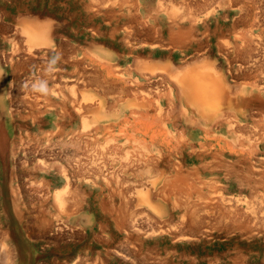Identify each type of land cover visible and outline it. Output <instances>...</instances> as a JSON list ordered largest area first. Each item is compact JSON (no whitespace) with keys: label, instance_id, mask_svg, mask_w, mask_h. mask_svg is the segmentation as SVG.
<instances>
[{"label":"rangeland","instance_id":"obj_1","mask_svg":"<svg viewBox=\"0 0 264 264\" xmlns=\"http://www.w3.org/2000/svg\"><path fill=\"white\" fill-rule=\"evenodd\" d=\"M90 1L0 0L7 86L0 99V264H264L263 109L236 88L233 55L214 35L224 24L255 26L264 19V0H99L95 10ZM262 19L251 32L264 44ZM24 29L40 31L44 49L26 52ZM168 31L189 41L178 45ZM257 41L252 47L263 50ZM261 49L253 53L264 61ZM58 53L68 56L59 60ZM211 71L232 89L233 105L224 112L234 124L222 126L216 107L205 115L182 100L168 77ZM40 74L55 79L48 86L55 104L75 98L79 105L62 118L55 105L38 120L28 117ZM135 149L159 153L154 169L123 167L128 155L137 160ZM57 193L66 196L62 207Z\"/></svg>","mask_w":264,"mask_h":264},{"label":"bare ground","instance_id":"obj_2","mask_svg":"<svg viewBox=\"0 0 264 264\" xmlns=\"http://www.w3.org/2000/svg\"><path fill=\"white\" fill-rule=\"evenodd\" d=\"M95 4H94V3ZM98 2V4L100 3V4H102L103 5V2L101 3V2H99V0L97 1H90V5H89V8H96V7H94L95 5H98V4H96ZM102 5H101V7H102ZM100 6V5H99ZM241 7V6H240ZM242 8V11L245 9V8H243V7H241ZM247 8V7H246ZM249 9V8H248ZM95 10V9H94ZM129 10V9H128ZM91 11H93V10H91ZM213 11V10H212ZM241 11V10H240ZM246 11V15L248 14L247 13V11L248 10H245ZM248 12H250V11H248ZM256 12V11H255ZM107 14V13H106ZM240 14H243V12H240ZM245 14V13H244ZM243 14V15H244ZM255 14V16H256V13H254ZM253 14V15H254ZM262 13H258V15H261ZM169 15V14H168ZM173 15H175V14H173L172 13V15L170 14L169 16H171V17H173ZM245 15V16H246ZM257 15V16H258ZM188 16V15H187ZM242 16V15H241ZM248 16H249V14H248ZM248 16H247V20H248ZM263 16V15H262ZM132 17V16H131ZM224 17V16H223ZM238 17V16H237ZM243 18H244V16H243ZM242 18V22L244 21V19ZM256 18V17H255ZM258 18H259V16H258ZM135 19V18H134ZM171 19V18H170ZM182 19V18H181ZM180 19V20H181ZM190 19V18H189ZM238 19V18H237ZM262 18H260L259 19V22H260V20H261ZM191 20V19H190ZM193 20V19H192ZM246 20V19H245ZM246 20V21H247ZM264 19H262V21H263ZM234 22V21H233ZM241 22V24L243 25L244 23H242ZM259 22H256L255 23V26H254V22H252L250 25H249V27L248 28H250V29H247V30H241V28H240V30H238V29H236V27H234L236 24H234L233 25V27H225V24L224 25H222V26H219V27H216V29H215V31H214V35H215V37L216 38H218V40H220V42L222 43L221 45L223 46V47H226L227 46V52H229L228 53V55L229 56H231V55H233L232 57H230V59H231V63L233 62V63H236V66H234L233 68H231V72H232V78L234 79V81L236 82L235 84H236V88L238 89V90H240L241 91V93H242V96L244 97V99L246 100V101H249V105L250 104H253L254 106H257L259 109L260 108H262L263 110L261 111V114L264 116V67L262 66V63L264 62V61H262V59H261V61H259V58L257 57V56H255V53H253V50L254 51H256V55H257V49H261L262 47H259V48H257L256 49V47H252L254 44H256L257 45V43L256 42H258L257 40L259 39V42L260 43H262L261 41H263V39L260 41V37L257 39V38H255L256 36H258V35H253V33L251 32V28H253V27H256V26H258L257 25V23H259ZM174 24H175V26H176V24L177 23H175V22H173ZM236 23V22H235ZM247 23V22H246ZM245 23V24H246ZM173 24V25H174ZM192 24V23H191ZM244 24V25H245ZM259 24H261V23H259ZM263 24V23H262ZM247 26V25H246ZM264 26V25H263ZM259 27H261V26H259ZM169 28H171V27H169ZM172 28L174 29V27L172 26ZM180 28H182V27H179L177 30H179ZM232 28V29H231ZM172 29V30H173ZM236 29V30H235ZM253 29H255V28H253ZM44 30V29H43ZM169 30V29H168ZM181 30H183V29H181ZM180 30V31H181ZM21 31V30H20ZM48 31V30H47ZM192 31V30H191ZM40 31H38V30H33V29H24V32L22 33L25 37H26V39H25V46H24V48L26 49L25 51L26 52H28V51H30L31 53L33 52V53H35L34 51V49H36V51H38V48L40 49H44L43 47L45 46V45H47V41L45 42L44 40H41L42 38H44V37H41L40 39H38L39 37H40V33H39ZM169 32V34H171V40H172V37H173V39L175 40L174 42H176L178 45H185V44H187V41H189V40H187V38H186V35H183V33H184V31H181V32H183L182 34H180L181 32H179V35L177 34V33H174V31H173V33H172V31H171V33H170V31H168ZM186 32H187V30H186ZM185 32V33H186ZM42 33H44V32H42ZM46 33V32H45ZM189 33V32H188ZM231 34V35H230ZM45 35V34H44ZM47 35V34H46ZM45 35V36H46ZM228 35H230L231 37L234 35V37H232L233 39L232 40H230V39H228L227 38V36ZM21 36V35H20ZM62 36V35H61ZM188 36H190L189 34H188ZM255 36V37H254ZM47 37V36H46ZM22 38H24L23 36H22ZM169 38H170V36H169ZM195 38V37H194ZM44 39H46V38H44ZM189 39V38H188ZM42 41V42H45V44L44 45H42V44H40V43H38L39 41ZM24 41V40H23ZM40 41V42H41ZM172 42V41H171ZM17 43V42H16ZM14 44V46L15 45H17V44ZM65 43V42H64ZM175 43V44H176ZM233 44V47H232V50H229V48L228 47H230L229 45L230 44ZM259 44V43H258ZM41 45V46H40ZM200 45V44H199ZM256 45H254V46H256ZM261 45H263V47H264V44L262 43ZM18 47V46H17ZM17 47H15V49H17ZM59 47V46H58ZM23 48V49H24ZM68 48V47H67ZM256 50H255V49ZM13 49H14V47H13ZM13 49H12V51H13ZM14 49V50H15ZM34 50V51H33ZM69 50V49H68ZM264 50V49H263ZM263 50L261 49V51L260 52H263ZM258 52H259V50H258ZM259 52V53H260ZM9 53V52H8ZM23 53V52H22ZM29 53V52H28ZM72 53V52H71ZM7 54V53H6ZM30 54V53H29ZM4 55V54H3ZM3 55H2V57H3ZM14 55V54H13ZM23 55H25V53L24 54H21V56H23ZM31 55H33V54H31ZM35 55V54H34ZM33 55V56H34ZM260 55H264V54H260ZM6 56V55H5ZM21 56H19V57H21ZM28 56V55H27ZM63 56H65V54L64 53H58V55H57V58L59 59V60H63V59H65V57L67 58V56H65L64 58H63ZM7 57H8V55H7ZM6 57V58H7ZM29 57V56H28ZM27 57V58H28ZM70 57V56H69ZM107 58H109V56L107 57ZM9 59V58H8ZM21 59V58H20ZM23 59V58H22ZM21 59V60H22ZM264 59V58H263ZM18 60V59H17ZM23 60H25V61H27L25 58L23 59ZM34 60V59H33ZM70 59H68V61H69ZM7 61V60H6ZM12 62V61H11ZM28 63H29V61H27ZM67 62V61H66ZM260 62H262L261 64H259ZM13 63V62H12ZM12 63H11V65H12ZM27 63V64H28ZM232 63V64H233ZM77 64H79V63H77ZM229 64V63H228ZM227 64V65H228ZM231 64V65H232ZM61 65V64H60ZM237 65H238V67H237ZM261 65V66H260ZM264 65V64H263ZM229 66V65H228ZM30 67V66H29ZM39 67V66H38ZM245 67H247V68H245ZM19 67H13V69H12V71L14 72V71H16L17 69H18ZM45 68V67H44ZM48 68H49V66H48ZM48 68H46V69H48ZM76 68V67H75ZM26 69V68H25ZM40 69V68H39ZM45 69V70H46ZM57 70V69H56ZM55 70V71H56ZM41 71V70H40ZM44 71V70H43ZM43 71H41V72H43ZM51 71H52V68H51V70H49L48 72H50L51 73ZM230 70H228V72H229ZM46 72V71H45ZM214 72V71H213ZM212 71L211 72H209V73H204V72H198V73H193V74H184V75H180V74H178V75H169L168 74V77L169 76H171V77H169V79L171 78V81L177 86V90L179 91L178 92V94L180 95V98L182 99V100H186V101H189L193 106L195 105L196 107H198V108H201V110L200 111H202V113H204L205 115L206 114H208L209 112H208V110L209 109H213V107H216V109L219 111V113H222V111L224 112V110H227L228 108H230L232 105H233V100L232 99H230L229 98V94H230V92H231V87H229L228 85H227V83L224 81L226 78L224 77V75L223 74H221V76L222 77H220V76H218L217 78H215L214 76V73H213ZM36 73H37V71H36ZM44 73V72H43ZM42 73V74H43ZM46 74H47V72H46ZM45 74V75H46ZM25 75V74H24ZM47 75H49V74H47ZM44 76V77H42V75L40 74L39 76V78H38V80H36V82H33L34 84H36L38 81H44V82H46V85H47V92H39V95H37V96H35V98H34V100L33 101H29L30 102V105H27V106H30V112H28V117H30L31 119H33V120H38V119H40V116L43 114V113H45V112H48V108L47 109H45L46 107H49V108H51L50 106H56L55 107V114L57 115L58 114V112H59V116H60V118H62V117H64V112H69L70 110L69 109H74V107L75 106H77V105H79L78 104V102H77V99H75L74 98V100H71L70 101V103L69 102H67V101H63L62 102V104L59 102V105L56 103L55 104V101H54V99H55V97L53 98V94H52V92L49 90V89H51V87H48L49 86V84H50V79H54V78H51L50 76V78L48 77V76ZM55 75H56V73H54V76L53 77H55ZM84 76V75H83ZM31 77H33V76H31ZM30 77V78H31ZM37 77V76H36ZM42 77V78H41ZM24 78V77H23ZM27 78H29V77H27ZM59 78V77H58ZM35 79V78H34ZM60 80L62 79L61 77L59 78ZM63 80V79H62ZM213 80V81H212ZM54 81H55V79H54ZM53 81V82H54ZM77 81V80H76ZM31 82V81H30ZM52 82V83H53ZM56 82V81H55ZM58 82V81H57ZM69 83V82H68ZM54 84V83H53ZM60 84V83H59ZM65 84V83H64ZM71 84V83H70ZM24 85V84H23ZM56 85V84H55ZM58 85V84H57ZM56 85V88L58 89V87L59 88H61L60 86H57ZM175 85L173 86V87H175ZM68 86V85H67ZM67 86H66V88H67ZM172 86V85H171ZM70 87V86H69ZM29 88V87H28ZM53 88V87H52ZM73 88V87H72ZM6 89H7V86H6V84H5V82H4V79L2 78L1 79V76H0V99H2V96L4 95V93H5V91H6ZM19 89V88H18ZM69 89V88H68ZM175 89V90H176ZM25 90H26V88H25ZM70 90V89H69ZM170 90V89H169ZM176 90V91H177ZM213 90V91H212ZM22 92V91H21ZM27 92H29V91H27ZM60 92V91H59ZM69 92V91H68ZM72 93V92H71ZM75 93V92H74ZM217 94V96L216 97H214V98H212V96L214 95V94ZM35 94V93H34ZM60 94H62V93H60ZM31 95V94H30ZM33 95V94H32ZM54 95H57L55 92H54ZM70 95V94H69ZM74 95V94H73ZM65 96V95H64ZM23 97V96H22ZM21 97V98H22ZM25 97H27V95L25 96ZM74 97V96H73ZM72 97V98H73ZM216 98V99H215ZM215 99V100H214ZM93 103V102H92ZM91 103V104H92ZM29 104V103H28ZM95 104V103H94ZM99 104V105H98ZM101 104H102V102H101ZM100 102L99 103H97V105L100 107ZM142 104H143V102H142ZM141 104V105H142ZM144 104H146V103H144ZM61 105V106H60ZM68 105H70V107L68 108ZM87 105V104H86ZM93 105V104H92ZM128 105V103H126L125 104V106H127ZM173 105V104H172ZM176 106H177V104H175ZM15 106V105H14ZM57 106H59V108H61V110H57L56 108H57ZM104 106V105H103ZM99 107H95V108H98L99 110H101ZM147 107V106H146ZM93 108V107H92ZM75 109H78L77 107L75 108ZM98 109H96V110H98ZM158 109V108H157ZM160 109V108H159ZM158 109V110H159ZM162 109V108H161ZM174 110H173V112L175 111V110H177V108L175 107V108H173ZM95 110V111H96ZM98 110V111H99ZM49 111H52L51 109L49 110ZM168 111H171V110H168ZM168 111H167V113H168ZM29 113H30V116H29ZM60 113H61V115H60ZM98 113H101V112H98ZM144 113V112H143ZM143 113H140V114H143ZM146 113V112H145ZM157 113V112H156ZM171 113H172V111H171ZM25 114V113H24ZM134 114V113H133ZM170 114V112L168 113V115ZM26 115V114H25ZM26 116V117H27ZM145 116H146V114H145ZM221 116V115H220ZM223 116H224V118L225 119H222V120H220V124L222 125V126H224V125H226L227 124V126L228 125H230V124H234V122H232V123H230V121H229V119H231V118H229V116H230V114H226L225 112H224V114H223ZM222 116V117H223ZM27 117V118H28ZM166 117V116H165ZM24 118V117H23ZM26 118V119H27ZM155 118V117H154ZM153 118V119H154ZM163 118H164V116H163ZM167 118V117H166ZM136 119V118H135ZM140 119V118H139ZM139 119H138V121H139ZM137 120V119H136ZM156 120V119H155ZM146 122L148 121V122H150V120H145ZM151 122H153V121H151ZM168 122V121H167ZM155 122H153V124H154ZM146 124V123H145ZM162 123H160V125H161ZM150 125H152V123H150ZM164 125V124H163ZM140 126V125H139ZM146 126H148L149 127V125H146ZM159 126V125H158ZM233 127V126H232ZM228 128V127H227ZM230 128H231V126H230ZM96 129V128H95ZM235 129V128H234ZM237 129V128H236ZM1 130V129H0ZM158 130V129H157ZM86 131V130H85ZM233 131V130H232ZM258 131V130H257ZM259 131H260V129H259ZM82 132V131H81ZM141 132V131H140ZM144 132H145V130H144ZM234 132H235V130H234ZM238 132V131H237ZM71 133V132H70ZM60 134H61V132L59 131V134H58V136H60ZM143 134V133H142ZM256 134V133H255ZM258 134V133H257ZM261 134V133H260ZM240 135V134H239ZM243 135V137H244V134H242ZM253 135V134H252ZM251 135V136H252ZM259 135V134H258ZM263 136H264V134H262ZM262 135L260 136V137H262ZM258 136V137H259ZM240 137V136H239ZM84 138V137H83ZM250 138V137H249ZM44 140H49V138L48 137H46V138H43ZM75 139V138H74ZM89 139H91V138H89ZM240 139H242V136H241V138ZM254 140L256 139V136L254 135V138H253ZM258 140V139H257ZM257 140H255V143L257 142ZM69 141V140H68ZM80 141V140H79ZM243 141V140H242ZM259 141V140H258ZM76 142H77V144L75 143V142H71V144L73 143H75V147H77V149H75L74 151H77L76 153L75 152H73V153H75V154H78V151H79V148L78 147H80V144L79 143H81V141L80 142H78V140L76 139ZM133 142V141H132ZM238 142H241L240 140L238 141ZM251 142H254L253 140L251 141ZM139 143V142H138ZM242 143V142H241ZM241 143H238L239 144V146H241L242 144ZM72 144V146L74 147V145ZM86 144V143H85ZM156 144L158 145V143L156 142ZM244 144H245V142H244ZM4 145V144H3ZM55 145V144H54ZM62 145V144H61ZM65 145V146H64ZM84 145V144H83ZM255 144L253 143L250 147H253ZM53 146V145H52ZM51 146V147H52ZM63 146L64 147H67L66 146V144H63ZM117 146L118 145H116V148H117ZM150 146H151V144H150ZM173 144L171 143V146H169V148L171 149V151L174 149L173 148ZM84 147V146H83ZM119 147V146H118ZM139 147V146H138ZM145 147H147L146 145L144 146V148ZM212 147V146H211ZM233 147V146H232ZM243 147L245 148L246 147V145L244 146L243 145ZM255 147V146H254ZM111 148V147H110ZM115 148V152H116V150H119V149H116ZM194 148V147H193ZM247 148V147H246ZM245 148V149H246ZM4 149V148H3ZM127 149V148H126ZM147 149V148H146ZM44 150V149H43ZM96 150V149H95ZM111 151L112 150H114L113 148H111L110 149ZM109 150V151H110ZM125 150V149H124ZM123 150V151H124ZM132 150V149H131ZM135 150H137L138 152H140L138 149H135ZM153 150H155V149H153ZM193 150V149H192ZM241 150V149H240ZM248 150V149H247ZM246 150V151H247ZM57 151V150H56ZM60 151V150H59ZM134 151V150H133ZM137 151L135 152V154L137 153ZM141 151H144L143 150V148H142V150ZM95 152V151H94ZM107 152V151H106ZM128 152H131V151H129L128 150ZM154 151H146V152H144V153H141L140 152V154L138 155V154H136V155H138V156H136L137 158V160H134L133 161V159L128 155V158H126V159H124V161L125 162H121L122 164H124L123 165V167L127 170V171H129L130 169L132 170V169H134V170H139L140 171V169L141 168H145V167H147V168H149V169H154V167L156 166V163H155V161H156V159H157V157L159 156V153H153ZM52 153V152H51ZM99 153V152H98ZM113 152H111V154H112ZM123 153V152H122ZM134 153V152H133ZM248 153V152H247ZM50 154V153H49ZM80 154V153H79ZM83 153H81V155H82ZM101 154V153H100ZM102 154H103V152H102ZM109 154V153H108ZM114 154V153H113ZM135 154H134V156H135ZM74 155V154H73ZM104 155V154H103ZM102 155V156H103ZM114 155H116V154H114ZM121 155V154H120ZM130 155H132V152H131V154ZM208 155V154H207ZM215 155V154H214ZM216 155H217V153H216ZM39 156V155H38ZM55 156V155H54ZM76 156V155H75ZM118 156V155H117ZM110 157V156H109ZM114 157V156H113ZM113 157H110L111 159L113 158ZM219 157H222V156H219ZM107 159H109L108 157H106ZM115 159H117V157H114ZM113 158V159H114ZM134 158V157H133ZM259 158V157H258ZM260 158H262V157H260ZM264 158H262V160H263ZM79 160V159H78ZM82 160V159H81ZM81 160L79 161V162H81ZM104 160H106V159H104ZM158 160V159H157ZM214 160V159H213ZM77 161V160H76ZM94 161V160H93ZM108 161V164H109V161H111L110 159L109 160H107ZM219 161V160H218ZM217 161V162H218ZM39 162V161H38ZM72 162V161H71ZM83 162V161H82ZM81 162V163H82ZM106 162V161H105ZM68 163V162H67ZM73 163V162H72ZM85 163V162H84ZM92 163H94V162H92ZM96 163V162H95ZM69 164V163H68ZM100 164V163H99ZM98 163L97 164H93L94 165V167L95 168H97V169H99L100 168V166H99V168L98 167H96V165L98 166L99 165ZM106 164V163H105ZM121 164V165H122ZM37 165V164H36ZM67 165V164H66ZM82 165V164H81ZM60 166V165H59ZM73 166V165H72ZM102 166V165H101ZM108 166V165H107ZM70 167V166H69ZM75 167V166H74ZM103 167V166H102ZM109 167V166H108ZM107 167V169H109ZM122 167V168H123ZM134 167H137V168H134ZM40 168V167H39ZM42 168V167H41ZM40 168V169H41ZM112 168V167H111ZM59 169V168H58ZM66 169V168H65ZM101 169V168H100ZM100 169L98 170V171H100ZM119 169V172L121 171L120 170V168H118ZM117 169V170H118ZM60 170V172H61V168L59 169ZM58 170V171H59ZM81 170V169H80ZM84 170V169H83ZM104 170V169H103ZM103 170H101V171H103ZM106 170V169H105ZM130 170V171H131ZM62 171H65L64 169H62ZM77 171V170H76ZM92 171V170H91ZM98 171H97V173H98ZM100 171V172H101ZM107 172H108V170H106ZM111 170H109V172H110ZM143 171H145V170H142V172ZM79 172V171H78ZM99 172V173H100ZM133 172V171H132ZM86 173V172H85ZM95 173H96V171H95ZM113 173H114V171H113ZM113 173L111 174V175H108L107 174V176L110 178V176H112L113 175ZM118 173V172H117ZM65 175H66V172L64 173ZM104 174H106V173H104ZM135 174V172H133V175ZM156 174V173H155ZM175 174V173H174ZM115 175H117V174H115ZM120 175H122V174H120ZM106 176V177H107ZM119 176V173H118V175H117V177ZM124 176V175H123ZM139 176V175H138ZM103 177V176H102ZM112 177H114V175L112 176ZM116 177V176H115ZM167 177H169V176H167ZM187 177V176H186ZM173 178V177H172ZM68 179V178H67ZM107 179V178H106ZM117 179V178H116ZM115 179V180H116ZM119 179V178H118ZM66 180V179H65ZM103 180H104V178H103ZM107 181V180H106ZM44 182V181H43ZM46 182V181H45ZM67 182H69L68 180H67ZM70 183V182H69ZM106 183V182H105ZM108 183H110L109 181H108ZM45 184H47V183H45ZM66 184V183H65ZM74 184V183H73ZM32 185V184H31ZM35 185V184H34ZM38 187V186H37ZM39 188V187H38ZM37 188V189H38ZM41 188V187H40ZM67 189H68V187H67ZM48 191V190H47ZM46 192V191H45ZM44 191H43V194L45 193ZM40 193H42V191H40ZM47 193V192H46ZM65 193H66V191H65ZM78 193V192H77ZM68 194V193H67ZM45 196H48V195H46L45 194ZM55 196V199L58 201L57 203L59 204V206L60 207H62V205L64 204V197H66V196H62V193H57V195H54ZM38 197V196H37ZM40 197V196H39ZM68 197H69V195H68ZM72 197H74L73 195H72ZM72 197H70V198H72ZM76 198V197H75ZM65 199H67L66 201H67V203H69L68 202V198H65ZM66 201H65V203H66ZM70 201H72L71 203H74L75 201L73 200V198H72V200H70ZM74 201V202H73ZM77 202H75L74 203V206L73 207H75V204H76ZM57 204V205H58ZM70 204V203H69ZM79 205V204H78ZM71 206H72V204H71ZM58 207V206H57ZM65 207V206H64ZM63 207V208H64ZM58 209H60L59 207H58ZM63 210H65V209H63ZM69 210V209H68ZM71 211V210H70ZM194 211H196L195 209H193V212L191 211V215H190V217H191V222H196L197 223V221H199L198 219H196V215L194 214V213H196V212H194ZM57 216V217H56ZM56 216H53V217H56L57 219H59L58 218V215H56ZM199 217V216H198ZM200 219V218H199ZM58 221V220H57ZM56 224H58L59 222H55ZM60 223H61V220H60ZM131 224H133L134 225V223L133 222H131ZM189 224V223H188ZM60 225V224H59ZM133 225H131L132 227H133ZM199 225V224H198ZM135 226V225H134ZM58 227V226H57ZM246 226H244L243 228L246 230V228H245ZM251 227V226H250ZM56 228V227H55ZM64 228V227H63ZM195 228V227H194ZM193 228V229H194ZM248 229H249V226L247 227ZM51 229H52V227H51ZM58 228H56V230H57ZM136 229V228H135ZM134 229V230H135ZM247 229V230H248ZM244 230V231H245ZM50 232V231H49ZM252 233V232H251ZM64 235V234H63ZM1 253V252H0ZM2 258V257H1ZM78 258V257H77ZM79 259V258H78ZM83 260V259H82ZM89 260H90V258H89ZM93 261V260H92ZM78 262V261H77ZM82 262V261H81ZM90 262V261H89ZM89 262H86V263H89ZM29 263H32V261H29ZM85 263V264H86ZM93 263H94V261H93ZM23 264H25V263H23ZM26 264H28V263H26ZM76 264V263H75ZM79 264V263H78ZM89 264H91V263H89Z\"/></svg>","mask_w":264,"mask_h":264},{"label":"clouds","instance_id":"obj_3","mask_svg":"<svg viewBox=\"0 0 264 264\" xmlns=\"http://www.w3.org/2000/svg\"><path fill=\"white\" fill-rule=\"evenodd\" d=\"M56 63V58H53L49 64V70H51L52 66ZM33 90L38 92H47V85L44 81H38L33 85Z\"/></svg>","mask_w":264,"mask_h":264}]
</instances>
